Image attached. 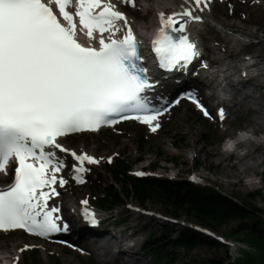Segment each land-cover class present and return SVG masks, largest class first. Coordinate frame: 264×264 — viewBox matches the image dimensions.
<instances>
[{
	"label": "snow or ice",
	"instance_id": "obj_1",
	"mask_svg": "<svg viewBox=\"0 0 264 264\" xmlns=\"http://www.w3.org/2000/svg\"><path fill=\"white\" fill-rule=\"evenodd\" d=\"M71 3L0 0V174L7 176L14 166L12 182L0 188V233L20 229L46 239L68 231L61 207L50 204L60 195L57 186L68 183L58 176L67 161L56 150L71 157L77 183H84L85 164L99 160L69 150L59 138L120 120H136L156 132L159 118L173 106L166 98L151 96L155 81L141 42L126 14L117 10V3L135 9L137 0H75L74 14L67 10ZM210 4L182 0V10L157 13L159 28L146 48L158 69L186 70L200 56L188 25L201 22L196 13ZM80 33L90 41L87 46L79 42ZM185 98L214 119L194 93ZM218 116L225 119L223 108ZM81 216L97 223L87 207Z\"/></svg>",
	"mask_w": 264,
	"mask_h": 264
},
{
	"label": "rangeland",
	"instance_id": "obj_2",
	"mask_svg": "<svg viewBox=\"0 0 264 264\" xmlns=\"http://www.w3.org/2000/svg\"><path fill=\"white\" fill-rule=\"evenodd\" d=\"M138 3L141 7L138 6L136 9L121 6L126 13L128 20L131 22L137 20V16L141 9H144L142 16L147 15L149 11H151V2L149 0L147 2ZM211 4L219 9L225 7L224 0H211ZM152 15L153 18H155V14L153 13ZM235 22L244 27H255L252 24H246L238 20H235ZM208 24L215 29L220 28V26L212 21V19H209ZM196 31L206 32L203 26L199 27ZM144 41L147 42L146 39H144ZM209 44L211 43H208V45ZM193 74H195V72ZM170 86L172 85H168L161 92L167 93V91H169L170 94H172L174 90L169 88ZM202 92L207 94L208 90L202 87ZM193 93L198 96L195 92ZM198 98L206 107L205 100H203L201 96H198ZM208 108L207 110L212 114L214 119L203 117L188 102L180 101L179 104L175 107H171L168 112L159 118L158 122L161 126L156 132H152L147 127L139 125L136 122H123L112 128L101 129L95 134H83L62 142L64 145L69 143V150L75 151L77 154H88L99 160L98 164L86 165L89 171L84 174L86 179L85 182L81 185H75L72 183V179L69 175V171L72 170V159L68 155H62L67 161V166L63 169L61 175L68 181L63 187L65 189V198H72L76 191L86 195L91 202V205H93V195L95 194V190L90 189V182L94 180L96 181L98 178L104 180L106 175L103 166L107 164V158H112V163L121 159L126 160L130 164V170L133 172L142 169L148 174L159 176L161 178L171 180L187 179L195 185L212 188L233 200H245L253 213L260 211L261 214H263L264 160L256 168L257 171H263L260 176L261 180L257 182L255 188L248 190L225 186L221 181L220 165L214 163L213 160L209 159V162H206L204 157L200 158V160H195V157L198 154L194 151L193 142L197 143L198 140H200L201 143L206 146L207 150L220 151L217 139H221L225 133L218 130L216 127L217 119L215 113L217 108ZM227 114H229V122L223 126L227 131H232L234 128L240 127L243 120L246 118L245 115H242L243 113L239 114L237 112L228 111ZM258 136L262 137L260 134ZM197 145L200 146L199 143ZM174 151L177 153L179 151H185L187 156L186 159H188L186 164L181 166L183 163L178 161L177 153H174ZM177 161L179 163H177ZM152 165H155V167L151 168ZM186 168H189L190 170L186 171ZM11 174V170H9L8 178L4 182H0V187H4L10 181ZM201 176L210 178V181ZM257 179V177L253 178L255 181H258ZM211 180H218L219 182L215 183ZM79 205L84 206L81 204V201H79ZM87 207L90 211L94 210L90 205H87ZM71 211L73 212V210L68 209V212H70L72 217L78 219L79 217L77 216V213L75 212L72 214ZM94 212L96 221L97 216L99 215L105 219L102 225L107 228H110L111 230L113 228L116 230H122L126 235H131L133 233L137 240L135 249L138 254L142 256L144 261H146V264H154L153 257L146 250L142 249V244L151 235L159 236L160 234H170L172 238L177 236V234L183 229H190L194 232L202 233L221 244V247L218 249H211L203 244H196L187 253L179 248L168 247L165 252H161L158 255L159 264H184V262H187L188 264H201L208 259L224 258L225 252L226 250L228 251L229 247L225 243H221V238L224 239L225 242L229 240L230 242L231 240L232 242H235L233 240L243 238L244 235L229 237L228 233L230 229L235 228L238 224L246 222L245 219H230L226 220L224 224L216 226L213 231H210L200 226L181 211L177 212L175 216H172L166 208L155 202H147L145 207H141L134 200L124 199H122L119 206L114 207L111 211L101 213H99V211ZM83 222L86 221L83 219ZM113 222L115 223L114 226L112 225ZM96 224H98V221ZM134 230L136 231L133 232ZM57 239L67 241L72 249L73 247L75 248L73 249V252L65 249L67 246L57 244L55 240L49 238L42 239L26 236L18 230L10 231L9 233H0V245L11 248V244H16L17 247L16 250H12L15 254L12 260L7 261L9 264H12L14 261H16V264H23L30 255V251L33 250H36L34 253L40 264H104L102 262H97L91 255L80 256V248L73 245L71 242V240L75 239V235H64L62 238L58 237ZM42 241H51L55 247L44 252L40 248V242ZM26 245L29 247L25 248ZM243 246L247 249L243 248L242 250L248 252L254 251L253 248L247 244H244ZM20 249L25 250L19 251ZM240 253H242L241 250L238 252V256ZM167 257L170 258V261H166ZM2 262H0V264H2Z\"/></svg>",
	"mask_w": 264,
	"mask_h": 264
},
{
	"label": "bare ground",
	"instance_id": "obj_3",
	"mask_svg": "<svg viewBox=\"0 0 264 264\" xmlns=\"http://www.w3.org/2000/svg\"><path fill=\"white\" fill-rule=\"evenodd\" d=\"M147 1L137 0V3ZM149 1L151 2V11L147 15L142 16L144 9H138L140 12L137 20L134 22L128 20L134 32L137 35L139 33L138 38L142 41L146 54L148 52L146 46L149 43L145 42L144 39L153 26L159 23L157 13L159 11L168 13L173 10H182L179 7L182 0ZM224 4L223 9L210 4L205 11H197L196 14L202 16L203 19L199 23H190L188 32L193 37L197 33L202 41L205 49L202 62L198 61L186 70L175 71L171 81L173 85L169 88L184 94L185 92H195L205 100L207 108L208 106L210 109L212 107L217 108L222 105L229 112L243 113L242 115L246 116L240 127L234 128V130L248 131L252 137L237 144L236 147L239 148L240 153L207 150L200 140L197 143L193 142V148L198 154L195 160L204 157L206 162L211 159L214 163L220 165L221 181L225 186L248 190L256 187L263 172L262 170L257 171L256 168L264 160V0H224ZM117 6L123 11L119 4ZM138 6L141 7L139 3ZM152 12L155 14V18H153ZM209 19L217 23L220 28L215 29L210 26L208 24ZM235 20L252 24L255 27L241 26ZM201 26L205 28V33L196 31ZM208 43L211 44L208 45ZM245 53L248 54L249 60L243 56ZM194 72L195 74H193ZM202 87L208 90L207 94L202 92ZM162 90L164 89L159 90L156 97L166 98L170 95L169 91L160 93ZM217 111L218 109L215 113L217 129L231 134L233 130L227 131L223 128L229 122V114L225 115V119L220 120ZM99 131L100 129L97 133ZM83 134L89 133L69 135L63 138L62 142ZM259 134L262 137L258 136ZM198 143L200 146L197 145ZM68 146H70L69 143L66 147ZM174 153L177 152L174 151ZM58 156L65 159L62 155ZM186 158L185 151L177 153L178 161L183 163L181 166L186 164L188 160ZM178 161L177 163H179ZM72 163L74 162L72 161ZM189 170V168H186V171ZM69 175L73 178L74 173L72 170L69 171ZM5 177V175L0 174V181ZM254 177H257L258 181L253 180ZM202 178L210 181V178L204 176ZM213 182L219 181L214 180ZM57 191L60 195L50 201V204L61 207L63 222L68 225V231L60 232L59 235H75V239L71 242L80 248V256L91 255L97 262L104 264H146V261L135 249L137 240L133 233L126 235L122 230L107 228L102 225L105 219L99 215L97 216L98 224L90 225L83 222L81 211L91 204L88 197L75 191L72 198H65L64 188L57 187ZM84 200H87V205L80 206L79 201ZM68 209L73 210V212L71 211L72 214L76 212L79 218L72 217ZM112 225L114 226L115 223L113 222ZM40 243V248L44 252L55 247L51 241ZM11 245V248L0 245V262L5 261L7 263V261L13 259L15 253L12 250H16L17 247L16 244ZM235 245L242 244L235 243ZM65 249L73 252L72 248ZM237 258H239L238 252L232 245L229 248L226 262L233 263Z\"/></svg>",
	"mask_w": 264,
	"mask_h": 264
},
{
	"label": "trees",
	"instance_id": "obj_4",
	"mask_svg": "<svg viewBox=\"0 0 264 264\" xmlns=\"http://www.w3.org/2000/svg\"><path fill=\"white\" fill-rule=\"evenodd\" d=\"M103 167L106 175L104 180L98 178L90 182V189L95 190L93 205L96 208L111 211L120 205L122 199L134 200L141 207L147 202H155L166 208L172 216L181 211L210 231L226 220L245 219L246 222L230 229L228 236L244 235L238 241L249 245L254 251H242L233 264H264V213H253L245 200H233L187 179L134 176L130 173V164L124 159ZM162 235H151L142 244V249L153 257L154 264H159V253L165 252L168 247L179 248L185 253L196 244L211 249L221 247L214 239L190 229H183L172 238L170 234ZM34 252L36 250L30 252L23 264H40ZM227 259L226 250L224 258L208 259L201 264H228ZM166 261H170V258L167 257Z\"/></svg>",
	"mask_w": 264,
	"mask_h": 264
},
{
	"label": "clouds",
	"instance_id": "obj_5",
	"mask_svg": "<svg viewBox=\"0 0 264 264\" xmlns=\"http://www.w3.org/2000/svg\"><path fill=\"white\" fill-rule=\"evenodd\" d=\"M251 133L248 131H240L237 133L236 137L226 138L223 148L226 152L231 153L236 150L237 144L245 142L248 139H251Z\"/></svg>",
	"mask_w": 264,
	"mask_h": 264
},
{
	"label": "built area",
	"instance_id": "obj_6",
	"mask_svg": "<svg viewBox=\"0 0 264 264\" xmlns=\"http://www.w3.org/2000/svg\"><path fill=\"white\" fill-rule=\"evenodd\" d=\"M234 248H236V252H239L240 249L246 248L243 245H235V243L232 244ZM247 249V248H246ZM240 256V255H239Z\"/></svg>",
	"mask_w": 264,
	"mask_h": 264
}]
</instances>
